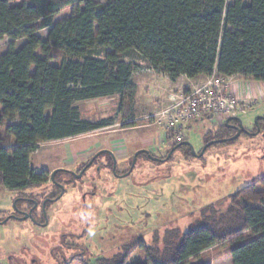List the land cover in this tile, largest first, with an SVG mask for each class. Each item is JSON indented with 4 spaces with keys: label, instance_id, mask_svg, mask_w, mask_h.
<instances>
[{
    "label": "trees",
    "instance_id": "16d2710c",
    "mask_svg": "<svg viewBox=\"0 0 264 264\" xmlns=\"http://www.w3.org/2000/svg\"><path fill=\"white\" fill-rule=\"evenodd\" d=\"M68 8L70 16L54 21ZM7 38L0 56V184L18 193L45 182L48 173L30 161L40 144L110 124L81 120L75 103L114 95L122 104L133 101L135 67L123 60L129 52L172 80L218 74L264 83V0H0V40ZM53 49L65 56L58 66ZM97 50L109 51L98 58ZM245 192L260 206L233 203L218 226L197 224L180 241L178 231L179 242L165 238L164 250L141 241L147 260L135 264H190L229 245L233 264H264V192L253 185Z\"/></svg>",
    "mask_w": 264,
    "mask_h": 264
},
{
    "label": "rangeland",
    "instance_id": "374dc122",
    "mask_svg": "<svg viewBox=\"0 0 264 264\" xmlns=\"http://www.w3.org/2000/svg\"><path fill=\"white\" fill-rule=\"evenodd\" d=\"M70 15L71 8H68L54 17V21ZM38 36L47 38L48 30H41ZM10 42L8 38L0 40V56L7 52ZM24 43L25 40L17 41L16 49ZM108 51L97 50L95 55L103 58ZM37 54L42 57L40 51ZM52 56L55 66L65 59L64 54L55 49ZM123 60L135 67L132 82L137 88L132 102L125 99L122 104L121 97L114 95L75 103L80 108L81 120L111 121L95 133L99 134L96 139L115 135L114 129L123 128H131L127 132L138 133L140 140L149 139L155 129L150 127L148 118L168 104L169 92L208 78L184 80L172 87L161 72L150 69L134 52L125 54ZM224 80L239 87L246 108L237 117L247 132H254L256 119L264 118V83L241 76L224 77ZM154 98H159L158 108L155 106L156 111L150 114L153 106L149 102ZM221 121L208 118L192 123L185 130L186 142L193 146L196 154L209 142L234 137L222 128ZM258 123L259 135H243L235 141L214 143L201 158L190 155L187 147L182 146L166 160L172 150L171 143L157 145L161 148L156 151L157 138L153 135L146 144H154L150 146L153 157L160 161L150 159L146 153L140 154L133 172L120 179L109 171L111 160L103 155L81 181L67 188L62 199L47 206L45 226L12 218L18 207H25L23 198H44V185L18 193L0 184V264H108L107 260L119 263L126 256L127 264L146 262L144 252L137 248L141 241L164 250L165 238L178 243L197 224L218 226L233 203L241 207L260 206L250 198L249 192L240 194L252 185L255 192H264V121ZM87 136L90 135L40 144L31 156V167L39 173L80 169L88 163V157L81 161L69 151L74 147L82 150L79 146L93 139ZM134 152L130 151L125 160L117 159L119 173L131 167ZM40 212L39 207L36 216ZM178 231L179 241L174 235ZM245 235L250 237L249 233ZM231 247L209 249L190 264H233Z\"/></svg>",
    "mask_w": 264,
    "mask_h": 264
},
{
    "label": "built area",
    "instance_id": "2783aa9c",
    "mask_svg": "<svg viewBox=\"0 0 264 264\" xmlns=\"http://www.w3.org/2000/svg\"><path fill=\"white\" fill-rule=\"evenodd\" d=\"M245 108V100L237 98L230 83L223 76L214 74L202 83L173 92L168 104L148 119L151 125L162 131L159 144L170 142L174 148L186 142L184 132L192 123L216 118L224 125L228 119L244 112Z\"/></svg>",
    "mask_w": 264,
    "mask_h": 264
},
{
    "label": "flooded vegetation",
    "instance_id": "af4514ba",
    "mask_svg": "<svg viewBox=\"0 0 264 264\" xmlns=\"http://www.w3.org/2000/svg\"><path fill=\"white\" fill-rule=\"evenodd\" d=\"M223 127L226 131L230 132L231 136L232 135L236 136L239 132L240 124L237 121H230L228 123V125H226V123H225L222 126V128ZM258 128L260 129V133H261V128H260V125L258 123L254 128V132H247V134H246L243 131H241L240 137H242L243 135L253 136V134L258 130ZM231 138H233V137H231ZM209 143H211V142H209ZM151 154L152 153H150V155ZM103 155L109 156L111 162L108 165V169L110 168L109 171L111 173H113L117 178L120 179L122 176H124L125 174H127L130 171L131 167L127 170V172L119 173L117 159L115 158L116 159V162H115L113 157L111 156V154L106 153V150H101L97 154L92 156V158H90L88 160V163L83 165L80 169L79 168H77L75 170L59 169V170H55L56 171L55 174H54L55 171H53L52 173L47 172L48 175L46 176L45 182L43 184L39 185V186L44 185L42 187V190H43L42 193L44 194V196H43L44 198L40 199V200H38L39 198L37 199V198H33V197L23 198L22 201H23V204H25V207H23V208L18 207V211H16L13 216L23 218L25 214H28L33 219L29 218L27 220L33 221L34 223H36L40 226H45V224L47 223V218H46L47 215H46V211H45L47 206L51 203L57 202L60 199H62L64 197V195L66 194L67 188L70 186H73L74 182L81 181L82 178L87 173V171L93 165H95L98 162L99 157H101ZM132 164H133V162H132ZM135 165H136V163H135ZM134 168H135V166H134ZM134 168H133V170H134ZM133 170H132V172H133ZM60 175H62L64 178L59 177ZM39 207H40L41 212H40V214H38V216H36V213H37V210Z\"/></svg>",
    "mask_w": 264,
    "mask_h": 264
},
{
    "label": "crops",
    "instance_id": "0c3cea01",
    "mask_svg": "<svg viewBox=\"0 0 264 264\" xmlns=\"http://www.w3.org/2000/svg\"><path fill=\"white\" fill-rule=\"evenodd\" d=\"M107 1L108 0H102L101 2L105 3ZM161 74L166 78V80L170 81V84L172 85V87L179 86V84L182 81H184V80H185V82H192V81H196L198 79L205 78V77L201 76V77H198V78H195V79H188V78L182 76V77H180L178 79L172 80L171 78H169L168 75L163 74V73H161ZM230 86H232V89L235 92V95L237 96V98L240 101L245 100L244 97H241L242 95L239 93L240 89L236 85V83H234V84L231 83ZM187 87H188V85H186L185 88L180 89V90H185V89H187ZM180 90L179 89L177 91L176 90H171L166 97L169 99L173 95V92L174 93H178V92H180ZM92 101H94V100H92ZM158 101H159V98H154L153 101L149 102V105L153 106V109L150 111V114L152 112L156 111L154 109H155V106H157ZM85 102H90V101H85ZM76 107H78V106H76ZM157 108H158V106L156 107V109ZM90 122L98 123L97 121H90ZM114 126L117 127L118 125L115 124ZM150 127H153L155 129L153 131V133L151 134V136H149L150 138L149 139H145L142 136L143 138L141 140L139 139L140 135L138 133H136V132H133V133L127 132V131H131L130 130L131 128H125V129L123 128V129H119V130L114 129L112 132L115 133V135H111L109 137H105V138H101V139L94 138L96 136L98 137L99 134H95V133L98 132L99 130L91 132V133H88V134L79 135V136H76V137H73V138H78V137H82V136L84 137L86 135H90V136H87V137H92L93 138L92 140H94V142L92 140H89L87 142H84L85 143L84 145L78 144V146L80 145L79 147H83V149L82 150H77L76 149L77 147H74L71 151H69V154L75 155L81 161H84V159H86L87 157L88 158L86 160L88 161L90 158H92V156H94L95 154H97L101 150H106V153L111 154V156H112V153H113L115 155L116 159H123V160H125L128 157V154L132 150H135V152H134L135 154L137 152H140V153L144 152V153L147 154V152H148L149 154L152 153L154 155V151L151 150L152 148L150 146L153 147V145L155 144L156 148L154 150L158 151L160 149V147H159V149L157 148V145H159V143L161 142V134H162L161 132L162 131L160 129H158L157 127H155L153 124L152 125L150 124ZM102 129H104V128H102ZM124 133H126V134H124ZM126 135H128V136H126ZM153 135H155L156 138H157L156 142H154L153 145H152V142H151V145L146 144L150 139H152ZM51 142H56V141H51ZM51 142H47V143H51ZM136 147H138V148H136ZM140 153H139V155H140Z\"/></svg>",
    "mask_w": 264,
    "mask_h": 264
},
{
    "label": "water",
    "instance_id": "95a60500",
    "mask_svg": "<svg viewBox=\"0 0 264 264\" xmlns=\"http://www.w3.org/2000/svg\"><path fill=\"white\" fill-rule=\"evenodd\" d=\"M260 120L264 121V118H257V119H256V125L258 124V121H260ZM230 121H237V122H239V124H240L239 132H238V134H237L236 136H234L233 138L226 139V140H219V141H215V142L213 141V142H211V143H208V144H206V145L204 146V148L202 149V151H201L200 154H196V152L194 151L193 146H192L191 144H189V143H187V142H185V143H183V144L190 146V148H191V150H192V154H193L196 158H201V157L205 154V152H206V150L208 149V147L211 146L212 144H214V143H225V142L235 141V140H237V139L240 137V135H241V131H243L244 133L247 134V131H246V129L244 128L243 123H242V121H241L240 118H238V117L230 118V119H228V120L226 121V125H228V123H229ZM259 133H260V129L258 128V130L253 134V136H257V135H259ZM179 147H180V145H179V146H176V147H174V148H172V150H171V152L169 153L168 158H167L166 160L170 159L171 156L173 155V153H174ZM111 153H112V152H111ZM139 153H140V152H137V153L134 155L133 164H132V166H131L130 171H129L127 174H125L124 176H122V177H126L127 175H129V174L132 172V170H133V168H134V166H135V163H136V161H137V157H138ZM147 154H148L149 158H151L152 160H154V161H160V160H158V159L152 157L148 152H147ZM112 157H113L114 161L116 162L115 155H114L113 153H112ZM166 160H165V161H166ZM55 173H56V171L54 172V174H55ZM54 174H53V175H54ZM122 177H121V178H122ZM12 218L19 219V220H27V219H29V218H31V217H30L28 214H25L23 218H19V217H17V216H12ZM31 219H33V218H31Z\"/></svg>",
    "mask_w": 264,
    "mask_h": 264
}]
</instances>
